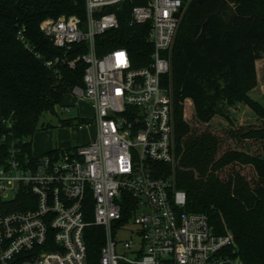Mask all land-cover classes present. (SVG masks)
<instances>
[{
	"label": "built area",
	"instance_id": "1",
	"mask_svg": "<svg viewBox=\"0 0 264 264\" xmlns=\"http://www.w3.org/2000/svg\"><path fill=\"white\" fill-rule=\"evenodd\" d=\"M85 1V20L48 18L41 30L60 49L86 44L87 52L77 58L87 65L85 86L71 91L74 105L63 111L89 102L93 117L80 118V128L94 127L96 138L31 157L15 142L3 153L6 139H0V196L6 203L0 264H88L91 226L104 231L100 264H243L233 236H216L205 215L187 212L186 193L165 170L179 160L167 79L193 0ZM128 3L135 4L129 26H149L153 52L142 68H135L125 48H97L99 36L120 29L118 11ZM20 196L26 208L9 211ZM120 232L131 233L124 245L117 240Z\"/></svg>",
	"mask_w": 264,
	"mask_h": 264
},
{
	"label": "trees",
	"instance_id": "2",
	"mask_svg": "<svg viewBox=\"0 0 264 264\" xmlns=\"http://www.w3.org/2000/svg\"><path fill=\"white\" fill-rule=\"evenodd\" d=\"M134 5L128 3L118 11L120 29L99 36L97 48L99 52L125 48L135 68H142L149 64L153 48L148 25L129 26ZM62 16L85 20L86 1L0 0V139H6L1 147L5 154L15 142L31 157L28 139L38 132L41 118L55 112L75 87L85 86L87 65L77 58L87 52L86 44L60 49L41 30L43 21ZM262 59L264 0H193L177 35L167 79L180 157L176 188L187 195V212L205 215L216 236H233L235 256L243 264H264V107L250 97L258 85L256 63ZM57 60L53 68L47 66ZM73 61L75 67L69 65ZM187 101L192 102L197 119L207 124L219 117L233 125L230 109L249 107L263 126L231 131V137L259 142L260 153H221L220 136L193 132L185 119ZM165 170L170 174V167ZM21 199L10 203L9 211L25 209ZM5 204L0 196V212ZM86 244L88 264H100L103 229L87 228ZM228 251L233 253L234 248Z\"/></svg>",
	"mask_w": 264,
	"mask_h": 264
},
{
	"label": "rangeland",
	"instance_id": "3",
	"mask_svg": "<svg viewBox=\"0 0 264 264\" xmlns=\"http://www.w3.org/2000/svg\"><path fill=\"white\" fill-rule=\"evenodd\" d=\"M258 85L250 93V97L264 107V59L256 63ZM72 106L70 95L64 97L63 103L57 106L55 112L47 113L41 118L38 132L33 138L28 139L32 144V150L36 156H42L45 149L49 150H68L82 146L96 138V129L80 128V118H92L94 111L89 102H82L77 107H73L70 113L64 112V106ZM230 117L233 125L222 118L215 117L210 123H203L196 117L193 104L187 101L185 104V119L191 125L193 132L203 133L212 132L220 136L222 140L221 153L228 150H240L257 155L261 151V145L255 141H241L231 137V131L237 133L250 129L260 128L263 122L245 105H238L230 109ZM72 120V125H65V121ZM177 146V142H176ZM42 151L41 152H39ZM180 166V157L177 163L170 168L172 177H176V170ZM134 228L131 226L128 231ZM131 233L120 232L117 236L119 244L124 245L125 241L130 240Z\"/></svg>",
	"mask_w": 264,
	"mask_h": 264
},
{
	"label": "crops",
	"instance_id": "4",
	"mask_svg": "<svg viewBox=\"0 0 264 264\" xmlns=\"http://www.w3.org/2000/svg\"><path fill=\"white\" fill-rule=\"evenodd\" d=\"M72 103H73V105H74V99H73V98H72ZM49 151H52V150L45 149V150L43 151V153H47V152H49ZM39 152L42 153V151H40V150H39ZM33 154H34V152H33ZM34 155H35V154H34Z\"/></svg>",
	"mask_w": 264,
	"mask_h": 264
},
{
	"label": "water",
	"instance_id": "5",
	"mask_svg": "<svg viewBox=\"0 0 264 264\" xmlns=\"http://www.w3.org/2000/svg\"><path fill=\"white\" fill-rule=\"evenodd\" d=\"M200 3H205V2H209V1H213V0H198ZM218 1H222V0H218Z\"/></svg>",
	"mask_w": 264,
	"mask_h": 264
}]
</instances>
